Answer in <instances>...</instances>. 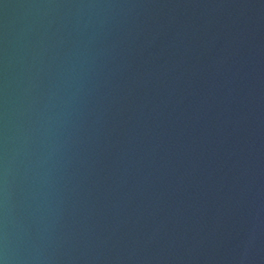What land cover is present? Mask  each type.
Masks as SVG:
<instances>
[{"label": "water", "instance_id": "95a60500", "mask_svg": "<svg viewBox=\"0 0 264 264\" xmlns=\"http://www.w3.org/2000/svg\"><path fill=\"white\" fill-rule=\"evenodd\" d=\"M0 264H264V0H0Z\"/></svg>", "mask_w": 264, "mask_h": 264}]
</instances>
